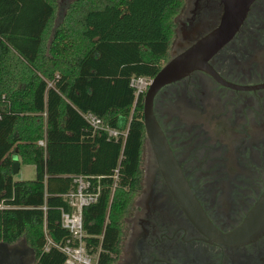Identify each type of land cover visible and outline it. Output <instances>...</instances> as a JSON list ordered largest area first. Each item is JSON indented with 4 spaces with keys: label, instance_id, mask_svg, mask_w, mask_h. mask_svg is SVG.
<instances>
[{
    "label": "trees",
    "instance_id": "1",
    "mask_svg": "<svg viewBox=\"0 0 264 264\" xmlns=\"http://www.w3.org/2000/svg\"><path fill=\"white\" fill-rule=\"evenodd\" d=\"M185 2L76 0L60 21L59 0H0L1 241L25 237L37 264H66L54 243L71 238L61 215L83 175L100 191L83 211L87 247L99 250L96 264H116L146 139V92L132 80L153 79L169 61ZM88 112L126 137L95 131ZM14 155L35 179H14Z\"/></svg>",
    "mask_w": 264,
    "mask_h": 264
},
{
    "label": "flooded vegetation",
    "instance_id": "2",
    "mask_svg": "<svg viewBox=\"0 0 264 264\" xmlns=\"http://www.w3.org/2000/svg\"><path fill=\"white\" fill-rule=\"evenodd\" d=\"M74 1L59 0L60 21ZM224 11L222 0H186L170 58L218 27ZM209 64L213 72L171 81L153 102L199 210L175 195L146 134L139 189L112 252L116 264H264V234L224 240L264 195V0H251L240 28ZM1 242L0 264H37L25 237Z\"/></svg>",
    "mask_w": 264,
    "mask_h": 264
},
{
    "label": "water",
    "instance_id": "3",
    "mask_svg": "<svg viewBox=\"0 0 264 264\" xmlns=\"http://www.w3.org/2000/svg\"><path fill=\"white\" fill-rule=\"evenodd\" d=\"M222 1L225 11L218 27L198 39L183 52L171 57L152 79L144 98V124L148 140L154 147L162 171L173 192L181 202L188 204L186 206L191 212L198 209V205L186 181L182 178V172L166 143L154 114L153 102L157 91L167 83L198 69L213 72L209 60L234 37L244 21L251 2V0ZM19 170L20 162L15 161L14 174ZM263 234L264 195L250 213L245 224L233 234L225 236L224 240L241 243L254 240ZM2 245L3 242L0 241V246Z\"/></svg>",
    "mask_w": 264,
    "mask_h": 264
},
{
    "label": "built area",
    "instance_id": "4",
    "mask_svg": "<svg viewBox=\"0 0 264 264\" xmlns=\"http://www.w3.org/2000/svg\"><path fill=\"white\" fill-rule=\"evenodd\" d=\"M151 82L152 78L150 77H134L132 85L136 88L137 95H140L147 91ZM83 116L95 131H105L110 138L126 137L127 135V131L111 127L103 118L93 112L84 113ZM39 143L45 144L43 140ZM74 182L76 189L66 194L72 210H63L61 215V224L70 231L71 238L65 244L54 243V245L66 254V264H96L99 259V250L93 252L87 247L86 238L89 237V234L84 227L83 211L86 206L98 200L100 191L89 190L91 181L83 175L74 176ZM3 207L0 204V208ZM50 244H52L51 240L46 246V250L50 249Z\"/></svg>",
    "mask_w": 264,
    "mask_h": 264
},
{
    "label": "rangeland",
    "instance_id": "5",
    "mask_svg": "<svg viewBox=\"0 0 264 264\" xmlns=\"http://www.w3.org/2000/svg\"><path fill=\"white\" fill-rule=\"evenodd\" d=\"M65 6H63V9L61 11V16L64 11ZM177 38V37H176ZM20 162V170L19 172L14 174V179L15 180H33L37 176L36 172V167L34 165H27V164H22L21 159L19 160Z\"/></svg>",
    "mask_w": 264,
    "mask_h": 264
},
{
    "label": "crops",
    "instance_id": "6",
    "mask_svg": "<svg viewBox=\"0 0 264 264\" xmlns=\"http://www.w3.org/2000/svg\"><path fill=\"white\" fill-rule=\"evenodd\" d=\"M14 159L19 161L20 160V157H18L17 155H14Z\"/></svg>",
    "mask_w": 264,
    "mask_h": 264
}]
</instances>
